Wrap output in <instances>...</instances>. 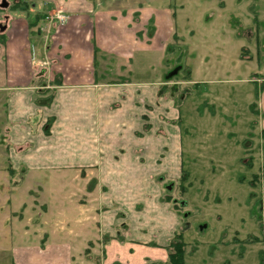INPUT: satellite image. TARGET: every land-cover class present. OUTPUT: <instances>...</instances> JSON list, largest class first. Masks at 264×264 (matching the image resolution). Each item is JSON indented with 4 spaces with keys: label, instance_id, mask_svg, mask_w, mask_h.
Instances as JSON below:
<instances>
[{
    "label": "crops",
    "instance_id": "1",
    "mask_svg": "<svg viewBox=\"0 0 264 264\" xmlns=\"http://www.w3.org/2000/svg\"><path fill=\"white\" fill-rule=\"evenodd\" d=\"M115 5L116 0H0V101L11 128L10 146L20 150H12L17 156L14 166L76 169L83 181L92 174L95 184L85 197L92 205L86 202L73 223L81 236L79 246L68 238L71 222L62 235L52 234V228L39 241L27 239L31 237L23 230L14 246L0 247V264L167 262L166 247L181 221L160 199L168 180L177 179V164L182 167L180 130L177 125V144L159 135H154L157 140L137 135L145 125L149 131H165L159 116L178 120L180 113L164 97L157 99L160 87L151 89L150 82L116 75L110 66L119 63L128 74L135 59L164 57L174 34V14L157 20L140 4ZM18 8L33 13L31 19L7 14ZM59 11L68 16L63 27L46 21ZM48 95L51 103L44 106ZM260 98L253 112L261 131L264 95ZM48 119L50 135L44 136L40 132ZM43 142L51 149L81 150L72 159L68 152L51 151L39 160L43 165L35 167L24 148ZM29 169L26 180L32 176ZM7 240L0 237V245L12 244Z\"/></svg>",
    "mask_w": 264,
    "mask_h": 264
},
{
    "label": "rangeland",
    "instance_id": "2",
    "mask_svg": "<svg viewBox=\"0 0 264 264\" xmlns=\"http://www.w3.org/2000/svg\"><path fill=\"white\" fill-rule=\"evenodd\" d=\"M139 4L157 20L174 14L169 49L162 58L153 54L149 59H135L128 74L119 69V63L111 62L110 67L116 75L150 82L151 89L160 87L157 99L164 97L180 113L182 167L177 164V179L168 180L165 194L170 192L180 200L177 217L186 245L184 264H264V150L260 120L253 112L264 95V0H116L115 6ZM19 10L7 14L31 19L33 13ZM165 77L171 80L163 83ZM2 102L0 237L12 244L0 247L14 246L23 230L30 240L39 241L52 228V234L61 231L62 235L69 222L72 235L68 238L79 246L81 236L73 223L84 204L93 203L85 199L87 189L95 185L93 175L83 181L76 169L31 170L26 163L16 168L12 150H17L10 146L11 128ZM161 120L165 131L148 129L137 137L150 135L149 139L157 140L154 135H159L177 144V118L159 116ZM46 143L24 148L35 167L43 165L39 160L51 151L70 154L72 159L81 150L51 149ZM28 169L32 176L26 180ZM179 170L188 175L182 195L177 184ZM253 177L258 178L255 188L248 185Z\"/></svg>",
    "mask_w": 264,
    "mask_h": 264
},
{
    "label": "trees",
    "instance_id": "3",
    "mask_svg": "<svg viewBox=\"0 0 264 264\" xmlns=\"http://www.w3.org/2000/svg\"><path fill=\"white\" fill-rule=\"evenodd\" d=\"M188 75H187V79H188ZM163 79H165L163 81V83L169 82L171 80V78H169V77H165ZM187 79H184L185 82H186ZM194 86H197V84L194 85ZM51 99H52L51 95H48L44 99L45 100V103L43 105L44 106H49V104L51 103ZM175 100L177 102V99H175ZM144 121H146L145 118H144ZM51 123H52V119H48V121L46 122L45 126L43 127V133L45 134V136H48L49 135V128H50ZM174 124L180 125L179 119L177 121H175ZM148 129H149V127L147 125H145L143 127V131H146ZM259 138H260V141H261V147L264 150V130H261L259 132ZM262 166L264 167V160L262 162ZM9 171L12 172L11 170H9ZM187 177H188V175L185 174V172H181L180 179H179V181L177 183L178 184V187H179V194H181V195L184 194V192H185V189L183 187L184 186L183 184L187 180ZM257 180H258L257 177H253V179L248 183V185L251 188H255L256 187ZM160 200L162 202L169 203L171 205L172 209L175 212H177V210L181 208L180 207L181 206L180 205V200L174 199L173 196L170 195V194H164V195H162V197H161ZM249 240L252 243H257L258 242L257 239H255V238H252V239L251 238H248V241ZM185 247H186V245L184 243L183 234L179 230L171 238V240L169 241V243H168V245L166 247V252H167V262H166V264H184ZM259 258H260V255H259Z\"/></svg>",
    "mask_w": 264,
    "mask_h": 264
},
{
    "label": "built area",
    "instance_id": "4",
    "mask_svg": "<svg viewBox=\"0 0 264 264\" xmlns=\"http://www.w3.org/2000/svg\"><path fill=\"white\" fill-rule=\"evenodd\" d=\"M46 21L50 24L56 23L58 27H63L68 21V16L65 13L59 11L48 15L46 17Z\"/></svg>",
    "mask_w": 264,
    "mask_h": 264
}]
</instances>
